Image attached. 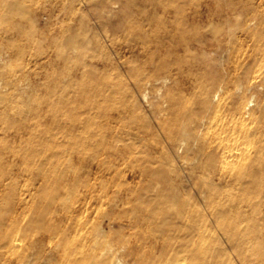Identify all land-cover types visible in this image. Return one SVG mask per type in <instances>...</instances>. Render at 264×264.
<instances>
[{
    "label": "bare ground",
    "instance_id": "bare-ground-1",
    "mask_svg": "<svg viewBox=\"0 0 264 264\" xmlns=\"http://www.w3.org/2000/svg\"><path fill=\"white\" fill-rule=\"evenodd\" d=\"M104 2L105 0H100V3L111 13L119 5L118 1L110 5ZM192 4L198 10L190 13L188 9ZM18 5L16 0H0V23L4 22L13 28V14L17 12ZM156 6L170 11L169 17L173 19L167 27L164 18L169 17L160 16L163 32L157 48L163 47L167 40L176 49L183 48L189 51L193 43H201L199 34H202L219 39V46L223 48H231L238 44L240 47L246 46L250 49L246 58L234 69L229 71L225 69L222 75L214 77L209 90L199 87L195 106L176 109V120L168 131L167 138L171 143L169 148L176 151L181 167L176 170L168 164L167 167L156 170L154 168L156 162L147 161L143 165L137 164L139 158L143 157L140 156L141 152H132L129 146L123 150H116L106 144V140L112 138L114 133L109 129L103 133L104 128L100 124L95 126L93 136L87 141L94 147V153L85 157L86 155L82 154L81 139L88 121L78 118L72 122L61 123L58 111L64 108L75 110L89 107L95 110L96 118L103 117L105 113L102 112L101 103L92 100L91 96L85 94L79 97L74 91L67 90L70 87L82 86L80 81L70 78L59 81L60 85L57 84L53 91L48 93L45 101L43 100L48 105L45 111L52 126H45L44 130L41 128L39 147L23 148L22 145L13 147L0 139V164L7 163L13 166L14 153V156L19 157L22 162L33 165L30 170L35 179L40 181L39 187L29 192L27 196L20 195L16 199L11 196L7 206L0 209V264H38L41 259L46 261L44 264H52L56 263L57 255L62 256L59 261L61 264H128L125 255L120 251L123 248L119 250L109 241L108 244H103L106 235H102L103 239L92 243L89 248L80 247L79 243L63 241L64 233H76L79 225L84 223L82 220L84 212L81 208L83 217L82 215L79 217V206L76 205L78 201L79 205L81 203L78 199L79 192L85 190L91 197L97 186L96 184L92 186V180L100 181L97 184L101 192L109 190L107 180L114 168L106 161L108 165L103 169L105 162L99 159L100 155L120 158L123 161L129 159L132 162L128 166L130 172L124 176L126 182L142 177L149 178L148 182L140 185L136 190L130 188L127 182V186L117 190L114 195V206L121 207L120 210L125 215H134L139 220L154 224L153 233L162 241L159 250L155 249L146 257L136 258L137 264H220V261L227 257L217 253L215 244L206 243L208 239L204 230L210 221L207 215L215 220L213 221L216 222L215 224L223 228L230 244L240 249L238 256L242 264H264V243L253 242L255 232L241 231L238 223L242 221L224 216L226 208H238L239 203L234 200L224 201L229 195V190L221 188L223 184L227 187L237 185L239 191L246 194L241 205L253 211H264V206L254 200L264 196V187H261V183L264 182V98L260 97L257 100L255 93L260 94L261 89L254 90L264 85V73L258 75L255 70L258 64L264 65V30L261 29L264 18L260 17L257 7L253 4L221 3L220 0H216L213 4L207 3L204 7L197 0H171L167 5H163L158 0ZM200 7L203 10L199 9ZM204 17L206 26L200 28L192 26L191 23L200 21ZM232 18L236 23H231ZM66 31L67 33L51 40L58 48V58L67 68L81 65L78 49L84 48L91 40L73 32L70 27ZM174 35L180 38L175 41ZM9 53L13 54V49H5L0 44V73L6 65ZM91 65H95L96 69L94 71L85 69L82 76L92 78L94 92L98 93L100 87L109 86V83L100 77L101 73L97 66L103 67L107 63L92 61ZM156 65L158 70L170 71V66L166 63L161 62ZM255 78H261L260 85H254ZM159 79L164 85L169 78L167 75ZM7 86L8 83L2 85L0 80V102L8 98L7 94H2ZM146 94L148 95V93L143 94V99H147ZM176 100L177 96L173 95L171 104L174 105ZM137 109L136 106L134 114ZM31 110L25 105L22 113L26 114ZM253 123L255 126H251ZM39 126L35 124L29 128L36 130ZM142 128L137 127V131L141 132ZM68 130L71 133L78 132V135L73 138L69 135L67 140L59 141L57 135ZM16 135L6 133L4 138L12 141L19 139L22 142L24 139L38 137L36 134L28 135L26 138L22 134ZM76 145L78 148L75 147ZM64 151H69L70 156L76 152L81 155L77 159L64 161L62 159ZM190 153L193 154L191 159L188 158ZM188 163L190 165L197 163V166L188 167ZM76 165H79L80 171L72 173ZM195 169H200L206 178L211 179V182H207V188H199L196 193L198 200L192 201L189 182ZM175 172L176 176L172 177V173ZM72 197L76 198L75 202H70ZM34 198L40 199L41 204L33 205L30 209L36 211L32 212L28 224L38 226L53 242L55 240L51 236V231L60 224L61 234L64 235L57 242L55 241L58 248L47 249V244L44 243H25V245L11 243L10 235L2 234L3 230L8 232L13 229V221L7 223L4 219L5 214L11 211L12 207L26 208L28 202ZM90 203L87 201L83 207ZM204 211H207V214ZM128 226L129 224H119V230ZM133 253L129 251L127 256L133 257Z\"/></svg>",
    "mask_w": 264,
    "mask_h": 264
},
{
    "label": "rangeland",
    "instance_id": "rangeland-1",
    "mask_svg": "<svg viewBox=\"0 0 264 264\" xmlns=\"http://www.w3.org/2000/svg\"><path fill=\"white\" fill-rule=\"evenodd\" d=\"M16 1L19 7L13 14V28L4 22L0 23V44L5 49H13V54H8L6 65L0 73L1 84L8 83L6 90L2 93L7 94L8 98L0 102V139L13 147L40 146L42 130L45 126H52L45 111L48 106L44 103L45 98L59 84V81L70 78L80 81L83 87H70L67 90L74 91L79 97L85 94L91 96L92 100L101 103L102 112L105 113L103 117L96 118L95 110L89 107L75 110L64 108L60 110L61 112L58 111L61 123L72 122L78 118L88 121L81 139L82 154H85V157L94 153V147L87 141H90L93 136L95 126L100 124L104 128L103 133L106 129L114 133L112 138L106 140V144L116 150H123L129 146L130 151L141 152L140 156L143 155V157L139 158L137 164L143 165L151 161L156 162L154 164L156 170L167 167L168 164L178 170L181 162L176 156V151L169 148L171 143L167 138V133L176 120V109L195 106L199 87L209 90L214 77L222 75L225 69L227 71L234 69L250 51L246 46L240 47L238 44L231 48H223L219 46V39L202 34H199L201 43H193L189 51L183 48L176 49L167 40L163 47L157 48L163 32L159 18L171 16L170 11L156 6L158 0H105L106 5L119 2L117 9L112 13L100 3V0ZM160 1L163 5H167L171 0ZM197 2L204 7L205 4H213L216 0H197ZM220 2L253 4L257 7L260 17L264 18V0H220ZM199 9L203 10L201 7ZM194 10L198 9L192 4L188 12L192 13ZM164 19L169 27L173 19L170 17ZM231 23L236 21L232 18ZM191 24L200 28V26H206L207 22L204 17ZM68 27L91 42H87L84 48L78 49L77 54L82 64L67 68L59 60L58 48L51 40L67 33ZM261 29L264 30V24ZM179 38L174 35L175 41ZM92 61L107 63L103 67L97 66L101 73L100 77L109 83V86L100 87L98 93L94 92L92 78L82 76L85 69L91 71L96 69L95 65H91ZM161 62L170 66L169 72L157 69L156 64ZM255 70L258 75L264 73V65L258 64ZM167 75L168 81L164 85L161 84L159 78ZM260 84L261 78H255L254 85ZM257 89H261L260 94L264 93V85L254 90ZM145 93H148L147 99L142 98ZM260 94L255 93L257 100L260 97L264 98V95ZM173 95L177 96L174 105L171 104ZM25 105L32 109L26 114L22 113ZM136 106L138 109L134 114ZM18 110L21 112H17ZM35 124L40 125L36 130L29 128ZM251 126H255V123ZM137 127H143L142 131L138 132ZM6 133L22 134L24 138L34 134L38 137L24 139L22 142L19 139H13V144L12 140L4 138ZM69 135L73 138L78 135V132L64 131L63 134H58L57 138L59 141L67 140ZM75 147L78 148L77 145ZM62 155V159L66 161L77 159L81 154L76 152L70 156L69 151H64ZM18 158L13 153V166L7 163L0 164V209L7 206L9 197L16 199L20 195L27 196L40 185V181L35 179L30 170L33 165L26 164ZM188 158H193V154H188ZM99 159L105 162L103 169L108 165L107 162L114 168L107 180L109 190L101 192L98 185L100 181L92 180V186L95 184L97 186L95 185L96 190L91 197L85 190L79 192L78 199L82 205L78 204L79 201L76 205L79 206V217L84 212V217L82 215L84 223L79 225L76 233H64L63 241L79 243L80 247L89 248L92 243H97L102 235H106L107 238L103 244H108L109 241L117 249L123 248L120 251L125 255L128 264H137L136 258L146 257L155 249L159 250L162 241L157 234L153 233L154 224L139 220L134 215H125L120 210L121 207L114 206V195L120 188H125L127 182L130 188L136 190L140 185L148 182L149 178L142 177L126 182L124 176L130 172L128 166L132 164L129 159L123 161L120 158L107 157V155H100ZM187 166L195 168L197 163L193 165L188 163ZM78 168L79 165H76L72 173L80 171ZM175 176L176 172L172 173V177ZM207 182H211V179L206 178L200 169H195L189 182L192 201L198 200L196 193L199 188H207ZM261 187H264V182L261 183ZM221 188L229 190V195L224 201L234 200L239 203L238 208H226L224 216L242 221L238 223L241 231L255 232L253 242L264 243V211H253L241 205L246 194L239 191L237 185L227 187L223 184ZM75 199L72 197L70 202H75ZM254 200L264 206V196ZM87 201L91 203L83 207ZM40 204V199L34 198L28 202L26 208L12 207L13 209L5 214L4 219L7 223L13 221V229L8 232L3 230L2 234L8 233L11 243L23 245L44 243L47 244V249L58 248L56 242L63 236L60 224L51 231V236L56 242L50 241L48 235L38 226L28 224L32 212L36 211V209L34 211L30 209L33 205ZM81 208L82 212H80ZM204 213L207 214V211ZM59 217L58 219H61ZM207 218L210 221L204 230L208 239L206 243L215 244L217 253L227 257L221 260L220 264H242L238 256L240 249L230 244L223 228L215 224L213 218L210 219L209 215ZM123 223L129 226L119 230V224ZM129 251L134 252L133 257L127 256ZM61 257L57 255L56 263L52 264H61L59 262ZM44 263H46L44 259L38 261V264Z\"/></svg>",
    "mask_w": 264,
    "mask_h": 264
}]
</instances>
